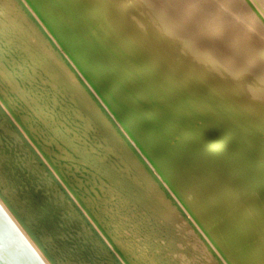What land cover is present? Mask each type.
I'll use <instances>...</instances> for the list:
<instances>
[{
	"label": "bare ground",
	"instance_id": "bare-ground-1",
	"mask_svg": "<svg viewBox=\"0 0 264 264\" xmlns=\"http://www.w3.org/2000/svg\"><path fill=\"white\" fill-rule=\"evenodd\" d=\"M16 1L0 0L1 40L15 51L21 45L23 62L51 80L54 114L65 91L85 124L99 126L104 156L114 158L82 151L45 117L50 133L29 126L0 95V264H128L126 257L131 264H192L204 258L195 238H206L228 264H264V0ZM25 15L36 17L29 28L21 25ZM232 22L244 34L241 45L250 43L243 52L228 30L223 36ZM201 30L232 58L246 56L249 68L238 74L197 46ZM70 33L101 60L79 61ZM38 35L48 51L34 42ZM4 67L8 93L19 90L16 73ZM16 67L26 80L29 69ZM210 119L218 128L204 140L200 130ZM48 137L96 171L109 199L97 202L99 192L93 197L86 187L92 181L82 180L78 195L66 156L46 145ZM97 203L112 206L102 225L114 228L124 249L90 213ZM77 229L82 244L71 234Z\"/></svg>",
	"mask_w": 264,
	"mask_h": 264
},
{
	"label": "rangeland",
	"instance_id": "rangeland-1",
	"mask_svg": "<svg viewBox=\"0 0 264 264\" xmlns=\"http://www.w3.org/2000/svg\"><path fill=\"white\" fill-rule=\"evenodd\" d=\"M199 2H200V0H199ZM204 2L206 3V5L212 4L208 0H201L200 5H201V3H202V5H205ZM207 2H209V3H207ZM229 2H232L231 4L233 5V1H229ZM220 4H221L220 7L223 9L222 14H224L227 19H229V17L231 16L230 19L234 18L235 22H238L239 17L236 16L235 14L234 15L232 14L234 12L232 10V7L230 6L231 8L230 7L225 8V5L223 3H220ZM214 8L215 7H213V10L210 9V10H212L211 12L214 11ZM207 10H208V8H207ZM1 12H2V9H0V16H1ZM19 13H16V14H19ZM224 15L219 17L220 15L217 14V17L220 19L222 18V20H223L225 18ZM232 15L234 17H232ZM25 16L29 20L23 18L21 25L23 27L29 28L31 25L30 23H32L33 22L32 20H35L36 17L31 16V18H30L28 15H25ZM239 22H238V24H240ZM233 23L234 22H232L231 25H229V26L231 28L232 27L234 28V29H232L234 34L230 30L231 28L227 27L228 29L225 28V30H222L223 36L228 35L227 37L230 39H231V37H233L232 40L236 43L237 47H238V43H237V40H238V42L240 43V45H239L240 48L238 47V50L242 48L241 52H243L244 51L243 48H245V46L247 45V43H243L245 45V46H243V45H241V42H240V41L244 40V37L243 38L241 37V36H244V34L242 35V33H235V31H236L235 26L237 23H235L234 26H233ZM194 30L196 31L197 29H194ZM194 30H192V31H194ZM227 30L229 33L227 32ZM65 32H66V30H65ZM254 32H255L254 34L258 33V31H256V30ZM30 33H33V31H31ZM224 34H227V35H224ZM236 34L237 35L239 34L238 36H240L241 40L239 39V37H236ZM204 35H205L204 31L201 30L200 34H199V39L197 40L196 45L202 49L204 48V49L208 50V52H210L211 56L216 58V61H221L220 63L223 62L225 67L234 68L235 72L238 74H241L240 71H241V69L244 68L245 64L249 68V66H248L249 62H247L249 60L246 58V56L234 59L231 57L230 54L227 53L226 50L218 49L213 44L208 43L209 41L207 42L206 39H208V38H209V40H212V41L215 40L212 37V35L211 36H204ZM69 36L74 41L75 46L77 45L75 47L77 50L76 58L79 61H84L85 63L93 64L94 62L96 63L99 60H101L100 56L96 53V51L93 48L88 46L86 41L82 40V42H81V41L77 40L76 39L77 36L73 33H70ZM213 36L216 38L218 35H213ZM211 38H213L214 40ZM216 41H217V39H216ZM34 42H37L36 44H39L43 49H46V51L49 50V46L46 44V40L44 39L43 36H41V35L36 36L34 38ZM249 44L250 43H248L246 48L249 47ZM251 44L252 45H250V48H251V46H254L253 48H255V45L253 43H251ZM0 49L4 50L6 53V55L5 54L0 55V57L4 56V59L0 60V63L4 66L6 65V67H4V68L9 73H11V76H12L13 72L16 73L15 74L16 76H14V78H13V82H14V86L19 89V90L11 91L8 93V91L10 90V86H8L7 83H5L2 80V78L0 77V95L2 97H4L5 101L9 102V104L12 108L14 107L16 109L15 112L18 113L17 114L18 117H20L22 120H24L23 118L25 117L27 124L29 126H33V127L37 128L38 130L43 129L47 132H49V131H48V128L46 125V121L50 124L58 123V127L61 130H63V132L66 136L68 135L70 138H73V144L76 147L82 148V151H84L86 149L87 152L94 154L96 157H102V158H106V159H107V157H108V159L114 158L111 154H109L106 157L104 156L103 153L105 152V150H103L104 149L103 147H106V144L104 143L106 141H102V139H101V136L99 133V130H100L99 126L95 125V124H91V123L89 125L85 124L86 120L84 119L83 112H80L78 110V108L75 105V102L73 100V97L71 95H68L65 91H62L60 94H58L59 107L55 108V111H58V113H60L61 115L57 116L58 113H57V115L54 114V112H53L54 100H53L51 80H50V83L47 84V78L41 74V71H39V69L36 71H33L34 64L32 63V61L23 62L24 61V58H23L24 49L21 45H19L18 49L15 51L14 47H11L10 45L7 46L6 40H1V37H0ZM18 61H20V62H18ZM16 65H18V66L23 65V68L29 69V72H27L29 74V76L26 80H23V78L20 79L17 77L18 76L17 71H19V68L16 67ZM246 66H245V68H246ZM251 72L252 73L254 72L253 69H251V68L248 69L247 74H251V75H249L250 77L254 74V73L252 74ZM242 78L249 80L248 79L249 77L246 78L245 76H242ZM258 80H261V79L256 78L255 80H249V81H257L258 82ZM258 83H259V85L263 86V84H260V82H258ZM213 85H214V87H217L218 91L223 89L222 86H220L219 84H216L214 82H213ZM21 89H29L28 95L21 97L20 96L21 92H19V91H21ZM47 91L50 92V94H48ZM46 94H48V96ZM45 98L49 99L51 102H40V100H45ZM49 106H51V107H49ZM65 108H66V111H63V110H65ZM42 109H43L44 113H41ZM39 112L41 113V115L38 114ZM44 117L46 118V121L43 120ZM28 119H30V120H28ZM213 122H214V120L210 119V124L208 126L201 128L200 136L202 137V139L206 140L215 133V131L218 127L216 124H213ZM85 125H87V128H85ZM172 125H173L172 130L177 127V126H175V124H172ZM55 126H56V124H55ZM39 131H42V130H39ZM47 140H48V144H46L47 146L54 147L56 150H58L59 152L61 151L63 153V155L66 156L67 159L64 160V162L62 161V163H64L66 165V166H64L66 176L70 179V184L71 185L74 184V187L81 191V192H78V195L81 198H82V180H83V181H87V182H89V181L93 182V183H90L89 185H86V187L91 188V194L93 197H95V194H94L95 191L99 192L100 197L98 196V200H97L98 203L101 200H104V198L109 199L105 196L106 193L101 189V183H97L95 181L94 175L96 174V171L87 162L83 161L81 159V157L78 155H76L74 157H71V156L69 157L67 155L68 153L66 151L69 152L70 150L63 141H59L61 139L57 140L56 137L55 138L48 137ZM245 141H247V140H245ZM247 144L248 143L245 142V145H247ZM107 162H109V161L107 160ZM248 163H251V161H249ZM247 166H249L251 168V164L247 165ZM96 183H97L98 187L94 186V184H96ZM79 185H81V187ZM98 203L95 205V207L93 209H91V208L89 209L90 213L92 214V216H94L96 221L100 222L101 228H103L106 231V233L108 234V237L111 238V240H113L115 235L113 233H111L110 231L113 230L114 228L113 227L111 228V226H109L108 224H107V227L102 225V224H104V221L102 220V218H104L108 223L110 222V219H108L105 216H108L107 213H109V215L111 216L112 206H109V207L104 209L105 204L101 205ZM232 219L233 218H231L229 220H232ZM231 222L234 223L235 221L233 220ZM230 228L231 229H237L235 226H232L231 223H230ZM73 232L71 234L74 235V237L76 238L75 240L76 241L79 240L78 242L82 244V237H81L82 235L80 234L79 230L77 229V230H74ZM80 237H81V239H80ZM198 239L195 238L196 247H198L199 251L204 254V258L202 260H199V261L192 263V264H210V262H212V264H228L227 261L224 259V257H222L220 255L219 251L217 249H215V247L213 246V244L211 242H209L206 238H200L199 240L201 242ZM113 241L115 242V247L118 248L117 249L118 251L123 248V246H121L122 248L119 247L120 245L115 240H113ZM127 250L128 249H125V251H127ZM197 259H198V257H197ZM125 260L127 261L128 264H131L130 260L127 257L125 258ZM131 260H134V259L132 258ZM71 261L74 262V260H71ZM105 264H107V263L105 262Z\"/></svg>",
	"mask_w": 264,
	"mask_h": 264
}]
</instances>
